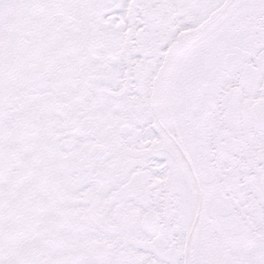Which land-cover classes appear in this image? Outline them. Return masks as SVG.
Wrapping results in <instances>:
<instances>
[{
	"label": "snow or ice",
	"instance_id": "1",
	"mask_svg": "<svg viewBox=\"0 0 264 264\" xmlns=\"http://www.w3.org/2000/svg\"><path fill=\"white\" fill-rule=\"evenodd\" d=\"M0 264H264V0H0Z\"/></svg>",
	"mask_w": 264,
	"mask_h": 264
}]
</instances>
